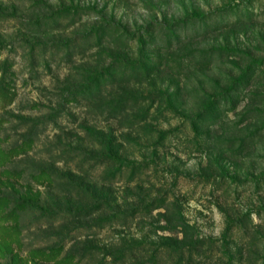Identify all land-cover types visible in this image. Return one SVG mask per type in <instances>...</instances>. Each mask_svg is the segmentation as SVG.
Wrapping results in <instances>:
<instances>
[{"label": "rangeland", "instance_id": "obj_1", "mask_svg": "<svg viewBox=\"0 0 264 264\" xmlns=\"http://www.w3.org/2000/svg\"><path fill=\"white\" fill-rule=\"evenodd\" d=\"M93 124L119 136L99 165ZM152 260L264 264V0H0V264Z\"/></svg>", "mask_w": 264, "mask_h": 264}, {"label": "trees", "instance_id": "obj_2", "mask_svg": "<svg viewBox=\"0 0 264 264\" xmlns=\"http://www.w3.org/2000/svg\"><path fill=\"white\" fill-rule=\"evenodd\" d=\"M93 33L94 34L90 35V38L94 37V40L99 42V33L97 31ZM145 70H147V68ZM155 71H156V68H155ZM113 72L114 71L111 70L110 66H106V67H103L101 70L95 71L93 74L89 76V78H87L86 81H83V83L81 84L80 91L78 93L79 97L80 98L83 96H88L90 98L98 97L103 92V90H105V88H107L111 84L109 80L112 79ZM123 99L124 97L120 95H117V97L113 96L111 98V101L109 100V102L107 101L108 100L107 99L106 100L107 108H109L111 112L116 114L117 111L119 112L121 108H123V104H122ZM136 117L138 118V116ZM142 120H143V117L141 115L138 118V121L140 122ZM82 127L85 130V132L92 135L91 137L95 138L96 145L94 148H91V152H95L96 155H98V161H94L95 165H99L98 162L102 160L105 161V159L109 160V158H112L113 156H116L118 154L120 144L118 143L119 136H117V134L115 133V130H113L111 127H108L107 129L98 128L94 124L90 126L82 125ZM124 164H125L124 162H121L119 164V167H117V171L119 172V174L123 172V169L125 168ZM114 175L115 173L111 174V176H114ZM76 187L77 189H75L74 194L85 195L86 189L81 184H74L72 185V188L67 189V190L73 192V188H76ZM114 199L115 198H113L112 196L106 197V200H104L102 204L107 207L108 204L109 203L111 204V202ZM153 202H154L153 200L149 201L147 204L144 205L143 209H146L148 210L147 212H150L151 210L161 206V205H158L157 203L154 204ZM23 204L26 208L31 209L33 211L34 206L31 203H29V201L24 202ZM80 206L81 205H78V204L74 207L66 206V209L63 211H61L60 209L58 210L44 209V210H40V214L45 216L47 219H50L53 221H55V219H59L60 217H62L63 219L67 217L69 218L73 217L81 221L85 218H88V216H91L93 214L88 209L87 210L83 209L85 207H80ZM101 210H103V208ZM132 214L133 213L129 215L128 214L120 215L119 213L116 212V209L111 208V210L104 211L103 214H100L98 215V217H95L94 224L98 225V227H103L104 224L110 221L109 223L120 222V225H125L127 223L126 221L127 218L129 216H132ZM90 234L92 233H87L86 235H90ZM76 237H78V235H76ZM76 237H73V238H76ZM156 262L152 260V264H157Z\"/></svg>", "mask_w": 264, "mask_h": 264}]
</instances>
